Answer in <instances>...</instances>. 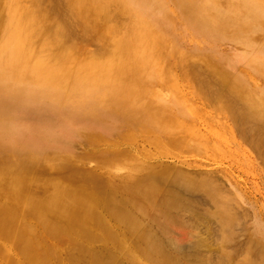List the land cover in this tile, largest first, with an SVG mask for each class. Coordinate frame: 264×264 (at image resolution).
<instances>
[{
	"label": "rangeland",
	"instance_id": "rangeland-1",
	"mask_svg": "<svg viewBox=\"0 0 264 264\" xmlns=\"http://www.w3.org/2000/svg\"><path fill=\"white\" fill-rule=\"evenodd\" d=\"M23 1H27L24 5L30 6L28 0ZM49 1L43 3L48 5L49 8L46 9L59 14L56 17L52 14L53 20L67 12L64 8L65 12L61 7L56 8L59 5L54 2L56 0H52L55 5ZM159 1L163 8L158 9V16L165 14L173 17V25L171 28L165 27V31L171 38L172 45L184 54V66H190L186 68L187 79H183V67L179 68L170 60L172 74L176 78L171 86L168 85L169 88L163 90V98L154 101L155 99H150L149 92L146 100L131 104L129 102L124 108L118 107L120 104L109 102L100 121H79L72 126L59 125L54 128L58 120L53 117L49 122L53 124L51 132H41L38 140H35L38 144L32 147L33 150L14 154L8 150L0 151V162L10 159L9 170L5 168L4 172L11 173L2 174L0 178L13 180L30 193L41 197L52 192L48 188L51 183H73L72 194H79L82 189L95 203L94 217L90 216L86 220L77 219V207L63 210L56 218L52 217V222L62 226L61 234L57 236L51 232L52 225L55 224H50L47 229L33 217L21 218L18 227L22 232L25 231L24 236H28L29 243L31 239V243L37 246L32 249L30 256H21L9 243L12 238L3 239L5 236H0V264H8L9 259L13 260V264H30L31 256L37 257L39 249L43 250L42 247L46 249V253L49 252L47 256L50 264H227L225 260L228 253V258L234 256L229 264H241L246 259L253 264H264V74L257 71L259 63L264 62V24L256 23L250 37L248 32L242 31L236 32L232 38L223 33L211 35L210 29H203L198 33L184 8L181 10L171 0ZM146 5L147 8L154 7L153 3ZM69 20L67 22L73 25L70 23L67 26L73 31L74 44L78 40L77 43L81 42V46H76L81 52L89 51L92 55L95 51L93 55H97L104 43L83 41L81 30ZM109 26L118 25L114 21ZM108 37L106 43L112 49L114 38L111 35ZM245 38H252L255 47H251L249 42L242 44L246 41ZM87 54H81L80 61L91 60ZM205 61H211L210 65H206ZM202 65L211 67V71L209 67L205 69ZM193 66L197 68V72ZM212 68L219 70H213L215 76L211 74ZM220 73L224 74L223 79ZM212 78L217 85L211 82ZM202 80L205 82L201 83ZM206 82L213 83L217 88L214 89L208 83L204 88ZM201 84L205 86L202 87ZM231 86L236 93L231 90ZM150 88L156 89L155 86ZM206 89L209 92L214 89L216 96ZM207 93L210 95H206ZM248 94L253 96L250 98ZM95 98H83L77 105L79 108L88 107ZM153 101L156 106L167 110L158 114L161 118H158V122H152L151 115L141 110L143 105ZM236 102L240 104L234 108ZM177 103L185 104L186 110L181 109ZM239 106H244L249 111L246 110L242 118L240 114L245 109L240 113L237 111H241ZM72 111V107H67L66 112ZM246 120L256 125L246 123ZM8 121L5 127L9 131L0 137V149L9 142H20L24 138L21 127L34 125L43 119L23 112ZM259 128L261 132L254 134ZM117 157H128L129 160L121 161V165H110L109 162ZM210 183L211 190L214 189L212 192L207 190ZM219 199L223 206L218 203V209L216 201L219 202ZM7 202V198H0V205ZM121 216L125 219L120 218ZM13 218L8 221L15 223L16 219ZM224 218L226 222L223 221ZM133 224L134 227L131 228ZM10 227V236L19 232L15 226ZM227 240L232 243H227ZM214 252L218 253L217 257ZM222 252L226 255L223 260L222 257L219 259ZM3 254L4 259L1 257ZM232 259L235 260L232 262Z\"/></svg>",
	"mask_w": 264,
	"mask_h": 264
},
{
	"label": "bare ground",
	"instance_id": "bare-ground-1",
	"mask_svg": "<svg viewBox=\"0 0 264 264\" xmlns=\"http://www.w3.org/2000/svg\"><path fill=\"white\" fill-rule=\"evenodd\" d=\"M44 1L49 0H28V5L30 6H27L23 4L25 2L27 3V1L23 0H0V137L3 136L7 131H9V128L5 127L6 121H8L9 119L11 120L17 118L23 112L26 114H32L41 117V119H43V121L37 122L34 125H29L25 128L24 126L21 127L25 134L24 138L20 142H9L4 147H1L0 151L8 150L14 154L27 152V150L29 149L33 150L32 147H36V145L38 144L37 141H35L38 140V135L41 132H51L53 124H50L49 122L50 118L53 117L57 118L58 120V123H55L56 125L54 126V128L59 127V125L64 127L72 126L73 123H77L79 121H85V123L100 121L102 112L103 110H106L105 108L109 102H115L116 104H120V106L118 107L124 108V106L128 105L129 102L131 104L137 103L136 101L146 100L149 92L150 99H155L154 101L159 98H163L164 96L161 97V95L164 94L163 90L166 89L169 84L171 86L174 78H176V76L174 77V75L172 74L173 71L170 67L171 61H174L176 63V66H178L179 68L183 67L182 72L185 74L183 79H187L188 73L186 68L189 65L186 64V66H184V54L180 50L176 49L174 45H172V40L165 31V27L171 28V25H173V17L165 14V17H163L164 15L161 16L163 18L158 16V9L163 8V4L161 1L56 0L54 2H57V4H59L56 6V8L59 7L60 9L61 7V9L64 8L67 10V12H65L66 10L64 11L63 9L65 13L60 15L61 17H57V19L59 18V21L57 19L53 20L52 18L53 16L56 17L59 15L55 8L53 7V10L56 11L57 15H55L56 13H51L53 12L51 11V9V12H49L48 5H43ZM51 2L49 1V3ZM171 2L176 6H180L181 10L184 8V12L187 13L188 18L194 25L193 28L196 29L198 33L199 31L202 32L203 29H210L211 35L223 33L226 34V36L232 38L236 32L242 31L246 33L248 32V36L250 37V34L252 33V27L256 23L259 22L264 24V0H171ZM152 3L154 4V7L147 8L148 6L146 4L151 5ZM53 4L55 5V3ZM46 7L48 8L46 9ZM42 8H44L45 10L43 11ZM52 14L54 15L52 16ZM67 20L72 21L79 27L82 32L80 33V35L82 34L84 38L82 39L83 41H89L90 43L91 41H99L100 43L102 42V44L104 43L102 47L100 44L101 48L98 51L97 55H93L95 51L91 55L89 51L87 52V54L84 51H82L84 52L82 53L81 50L78 49L77 46L78 44H80L81 46V42L77 43V40L74 44L75 41L72 36L73 31L70 26H67L71 22L68 23ZM114 21H116L118 26H109V23ZM70 25L73 24L71 23ZM109 35L112 36L111 38H114L112 49H110L111 45L110 48H108L109 43H106L109 40ZM245 40L246 41H243L242 44L249 42L251 47L256 45L255 41L252 38H245ZM255 50L253 51L255 52ZM81 54L82 56L83 54H87L88 56H90L91 60L88 57L89 61H80L79 58ZM256 55H258V53H256ZM193 61L194 59L192 60V62ZM209 62L211 61H208L205 64L207 65V63ZM206 65V68L204 67V65L202 66L205 69H208L209 66L207 67ZM200 67L198 69L199 71L201 70ZM218 67L220 68V66ZM257 67V71L261 74H264V62H261V64L259 63ZM210 68L211 67H209V71H211ZM214 68H212V76H215V74L213 73L214 71H219L214 70ZM195 70L197 72V68ZM202 72L204 73V71ZM219 75L222 76L221 79L224 78V74L220 73ZM198 79L200 82V78ZM211 80V82L214 83L213 78ZM204 82V80L201 81V83ZM207 83L208 82L205 83L206 86L204 84H201L202 87L205 86L204 88H206ZM213 83L209 82L208 84H212L211 87H213L214 89L215 87L217 88V86L214 85L216 84V81L214 84ZM152 86H155L156 89H151L150 87ZM157 88H159V90ZM208 90L206 89V91ZM231 90H234L232 86ZM213 91L210 90V92H208L216 96V92L214 93ZM210 94L207 93L206 95ZM217 94L220 96L219 93ZM237 94L239 93L237 92ZM239 95H241V93ZM242 96L245 97L246 94H242ZM247 96H249V94ZM251 96L249 97L251 98ZM255 96L258 97L257 95ZM175 97L178 98V96H173V98ZM83 98H88L90 100H93L95 98V100L91 102L88 107L85 106L83 108H79L77 102ZM226 98L228 100V97ZM182 99L184 98L182 97ZM154 101L153 103H148V101V104L143 105L144 107L141 110L147 111V113L151 115L150 118L152 122H158V118L161 119L158 114L164 113L165 108L158 107V105L156 106L154 104ZM251 101L252 100L250 99V102ZM236 104L234 105V108H236L235 106H238L240 103L237 105ZM177 105L181 109L186 110L185 104L177 103ZM25 107H28V109H24ZM30 107L33 108L29 110ZM67 107H72L73 111L66 112ZM238 108L240 109L241 106H239ZM243 109H245L244 106L243 108H241V111H239L238 109L237 111L241 113ZM246 110L247 108L243 111V113H239L241 115L240 118H242V114H245ZM233 111L235 110L233 109ZM246 116L248 115L246 114ZM249 116H251V114H249ZM175 119L177 120V118ZM243 120V122H245V118H243ZM171 121L174 122V120ZM247 122L250 123L252 121L246 120V123ZM246 123H244V125ZM157 124L158 123H156V125ZM251 125L256 124L252 122ZM250 126L249 128L251 129ZM186 127L187 125L185 126V128ZM158 128L160 129V127ZM244 131H246V129H244ZM257 132H261L260 128L258 131L254 132V134ZM191 133L194 135L193 132ZM126 135L128 136L127 133ZM245 136H247L246 133ZM36 137L37 139H35ZM202 154H204V152ZM126 158L128 159V157ZM132 158L134 157L132 156ZM127 159H125V157H117L109 163L110 165H119L121 161L125 162V160ZM135 160L138 159L135 158ZM9 161L10 159H5L4 161L0 162V175L11 174L4 172V169L8 168ZM20 173H22V171ZM206 180L208 181V179ZM64 182L57 181L55 183H51L50 185H48V188L52 190V192H50L49 195L41 197L30 193L27 188L14 183L13 180L0 178V198H7L8 201L7 203H2L0 205V236H5L3 239L8 237L9 239L12 238V241L9 243H11V245L13 246L12 248H14L16 251L18 250L17 252L21 254V256H30L32 249L34 250L37 246L36 244L31 243L32 240L29 239L30 243L32 244L31 245L27 240L28 236L27 238L26 236H24V234L26 235V233H24L25 231L22 232L18 227L20 222L22 221L21 218L25 219L26 216L33 217L34 219L39 221L40 224H43L47 229L50 228V224H55L56 226L52 225L53 229L51 230V232L57 236L61 234L60 230H62L61 225L63 223L60 225L61 227H59L57 226L58 223L51 221V218L59 216L61 214V211L70 210L73 207H77L79 209L77 213V219L86 220L87 218H91L90 216H93V211L95 210L93 209V207L95 203L91 196L86 195V193L82 189L80 190L79 194H72L71 190L73 189V183L72 185L68 183H66L65 185ZM210 186H212L211 183L209 187L208 185L206 186L208 187V191L211 190ZM213 190H211V192ZM217 191L218 190H216V192ZM217 194L218 197H220L219 193ZM217 201V204L222 203L221 206H223V202H220V199L219 202ZM219 204L218 209L220 206ZM224 204V207H226V203ZM58 209L60 210L55 212V210ZM226 211L228 212V210ZM218 212L221 213V211L219 210ZM15 216H17L18 219ZM9 218H13L15 220V223L9 222ZM120 218L125 219L124 216H121ZM223 221H225V218L223 219ZM10 226H15L14 228L19 232L14 229L13 231L16 232H14L10 236L9 234L12 233H10V229L8 232V228ZM130 227H134V224ZM20 232H22L23 234ZM227 243H232V241L227 240ZM40 249V253L38 252L39 255L37 257L36 255L31 256V259L29 261L30 264H50V260L47 256V253L49 252L46 253V249L44 247H42L43 250ZM223 250L225 251V249ZM214 254L217 257L218 253L216 254L214 252ZM228 254L226 256L223 253L219 259H221L222 257L223 260V258L226 256L228 261L225 260V262L229 264V261H231L233 255L231 256V258H228ZM204 256L207 257V255ZM1 257L3 258L5 257V255ZM6 258L8 259V257ZM96 258L99 257L96 256ZM262 258L263 257H261V260H263ZM209 259L208 261L210 262ZM244 259H242V261ZM233 260L235 259H232V262ZM239 260L241 262V259ZM256 262L257 261H255V263ZM259 262L261 261L259 260ZM13 263V260L9 259L8 264ZM235 264L240 263L238 262ZM241 264L253 263L251 260L246 259V261H243Z\"/></svg>",
	"mask_w": 264,
	"mask_h": 264
}]
</instances>
